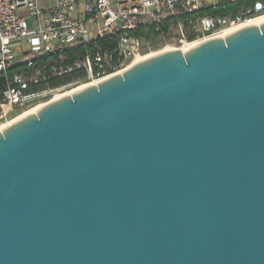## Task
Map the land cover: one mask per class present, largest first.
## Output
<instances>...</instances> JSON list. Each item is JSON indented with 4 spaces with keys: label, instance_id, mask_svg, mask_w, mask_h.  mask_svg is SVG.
<instances>
[{
    "label": "water",
    "instance_id": "obj_1",
    "mask_svg": "<svg viewBox=\"0 0 264 264\" xmlns=\"http://www.w3.org/2000/svg\"><path fill=\"white\" fill-rule=\"evenodd\" d=\"M0 264H264V24L0 133Z\"/></svg>",
    "mask_w": 264,
    "mask_h": 264
},
{
    "label": "built area",
    "instance_id": "obj_2",
    "mask_svg": "<svg viewBox=\"0 0 264 264\" xmlns=\"http://www.w3.org/2000/svg\"><path fill=\"white\" fill-rule=\"evenodd\" d=\"M228 6L224 16L199 15ZM263 14L264 0H0V124L45 95L122 71L158 43L202 42L223 30L251 27ZM168 19L172 23L161 32ZM152 25L155 35L149 34ZM67 76V83L51 85Z\"/></svg>",
    "mask_w": 264,
    "mask_h": 264
},
{
    "label": "bare ground",
    "instance_id": "obj_3",
    "mask_svg": "<svg viewBox=\"0 0 264 264\" xmlns=\"http://www.w3.org/2000/svg\"><path fill=\"white\" fill-rule=\"evenodd\" d=\"M264 24V14L259 16L258 18H256L253 22H252V26L254 27H259L261 25ZM240 28H235V29H227V30H223L221 32H219L218 34L202 41V42H198V43H191V44H182V45H179L177 48H172L170 47L169 45L162 48L160 51H157V52H150V53H147L145 55H137L135 57H133L129 63L126 65V67L112 75V76H109L107 78H105L104 80L100 81V82H96V83H93V84H89V85H82V86H79V87H76V88H73L71 90H68L64 93H61V94H57L55 95L52 100H50L48 103L46 104H41V105H37L31 109H28L27 111L25 112H22L20 115H18L17 117H15L14 119L11 120V122H9L8 124H1L0 125V133H3L5 132L7 129L11 128L12 126L16 125L17 123H19L20 121L26 119L27 117L29 116H33V115H36L37 113H39L41 110H43L44 108H46L47 106L63 99L64 97H72L78 93H80L81 91H83L84 89H87L89 87H92V86H97L99 83H102L114 76H118V75H123V73H125L126 71H128L129 69L133 68L134 66L140 64V63H143L144 61H147L153 57H155L156 55H159L161 53H166V52H169V51H174V50H178L180 51L182 54H186L187 52L193 50L194 48H196L197 46H199L200 44L202 43H205L207 41H211V40H214V39H224L230 35H232L233 33L237 32ZM173 46V45H172Z\"/></svg>",
    "mask_w": 264,
    "mask_h": 264
},
{
    "label": "rangeland",
    "instance_id": "obj_4",
    "mask_svg": "<svg viewBox=\"0 0 264 264\" xmlns=\"http://www.w3.org/2000/svg\"><path fill=\"white\" fill-rule=\"evenodd\" d=\"M23 14H25V13H23ZM25 15H27V13L25 14ZM26 21H27V25H28V28L29 29H32L33 28V18H31V17H27L26 18ZM170 46V47H172V48H176V47H178V45L177 44H175V45H173L171 42H169V41H167V42H162V43H158V44H156V45H154L149 51H145V52H143V53H141V56L142 55H145V54H147V53H150V52H157V51H160L162 48H164V47H166V46ZM173 45V46H172ZM25 47V46H24ZM24 49H26V48H24ZM25 57H23L22 59H24ZM130 61V60H129ZM129 63V62H128ZM127 63V64H128ZM73 88H75V87H71V88H67V89H65V90H62V91H59V92H57V93H53V94H48V95H45L44 97H42V98H40V99H38V100H35V101H33V102H30V103H28L25 107H23L22 109H20V110H15L13 113H12V115L10 116V118L11 119H14V117H17L18 115H20L22 112H25V111H27L28 109H31V108H33V107H35V106H37V105H41V104H46V103H48L50 100H52V98L55 96V95H57V94H61V93H64V92H66V91H68V90H71V89H73ZM9 119V118H8ZM1 125V124H0Z\"/></svg>",
    "mask_w": 264,
    "mask_h": 264
},
{
    "label": "trees",
    "instance_id": "obj_5",
    "mask_svg": "<svg viewBox=\"0 0 264 264\" xmlns=\"http://www.w3.org/2000/svg\"><path fill=\"white\" fill-rule=\"evenodd\" d=\"M232 9V6H228L224 9L222 8H218L216 10H212V9H207V10H203L199 13V15H209V16H214V15H219V16H224L227 11L231 10ZM172 23L171 20H166L164 21L162 24H160V31L161 32H166L170 26V24ZM149 29V34L150 35H155V26L152 25L150 27H148ZM71 79V77L67 76V77H64L62 79H59V80H56V81H53L51 83L52 86H56V85H61V84H65L67 83L69 80ZM5 89V84H4V80H3V77L2 75H0V93Z\"/></svg>",
    "mask_w": 264,
    "mask_h": 264
}]
</instances>
